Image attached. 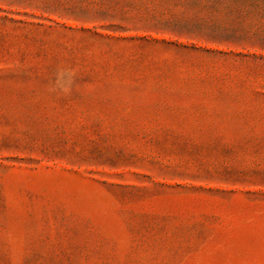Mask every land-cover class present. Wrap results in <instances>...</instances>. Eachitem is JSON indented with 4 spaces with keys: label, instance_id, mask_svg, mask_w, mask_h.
I'll list each match as a JSON object with an SVG mask.
<instances>
[{
    "label": "rangeland",
    "instance_id": "rangeland-1",
    "mask_svg": "<svg viewBox=\"0 0 264 264\" xmlns=\"http://www.w3.org/2000/svg\"><path fill=\"white\" fill-rule=\"evenodd\" d=\"M0 264H264V0H0Z\"/></svg>",
    "mask_w": 264,
    "mask_h": 264
}]
</instances>
